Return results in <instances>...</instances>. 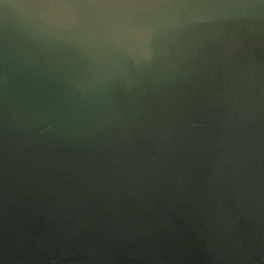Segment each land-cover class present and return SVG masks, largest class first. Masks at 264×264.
<instances>
[{"label": "clouds", "instance_id": "9594fccd", "mask_svg": "<svg viewBox=\"0 0 264 264\" xmlns=\"http://www.w3.org/2000/svg\"><path fill=\"white\" fill-rule=\"evenodd\" d=\"M5 158L67 238L264 249V0H0Z\"/></svg>", "mask_w": 264, "mask_h": 264}, {"label": "water", "instance_id": "95a60500", "mask_svg": "<svg viewBox=\"0 0 264 264\" xmlns=\"http://www.w3.org/2000/svg\"><path fill=\"white\" fill-rule=\"evenodd\" d=\"M0 169V264H264V249L247 224L236 239L248 255L229 259L190 238L126 240L106 225L67 238L65 229L75 225L56 200L13 181L6 158Z\"/></svg>", "mask_w": 264, "mask_h": 264}]
</instances>
